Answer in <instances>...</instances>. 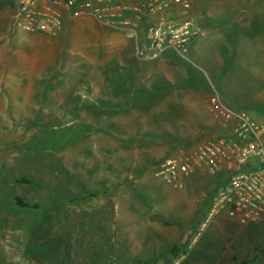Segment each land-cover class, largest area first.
<instances>
[{"label": "rangeland", "instance_id": "1", "mask_svg": "<svg viewBox=\"0 0 264 264\" xmlns=\"http://www.w3.org/2000/svg\"><path fill=\"white\" fill-rule=\"evenodd\" d=\"M187 3L183 15L180 7L164 12L173 20L193 19L209 50L208 59H195L190 48L183 61L189 65L194 61L196 75H202L210 92L264 123V0ZM88 20L81 19L63 33H31L17 26L9 6L0 8V264H77V247L91 261L98 259L89 264H124L125 255L119 253L111 231L110 210L103 215L82 214L83 220L75 224L58 221L72 199L80 202L87 193L104 192L100 181L83 178L87 166L102 154L98 145L114 139V134L123 142L132 137L139 149L125 156L136 161L135 174L140 175L149 164V146L156 149L157 168L163 158L195 148L222 129L221 121L215 120L199 138L203 130L196 128L201 121L183 120L191 112L189 103L140 104L135 111L120 103H97L106 92L101 70L115 56L105 51V30ZM151 23L144 22L142 32ZM196 91L189 94L194 99ZM161 128L169 135L149 145L147 132ZM196 167L180 187L157 177L150 183L154 193L150 202L168 196L161 201L163 218L191 230L184 242H171L169 249L167 236L156 237L160 260L163 264H264V234L259 233L264 227L259 223L254 231L234 229L210 239L209 229L226 223L225 210L205 219L227 174ZM136 191L149 208V179ZM76 229H88L89 244L79 246L74 241L71 233ZM149 254L145 247L134 258L148 259ZM181 254H186L184 262Z\"/></svg>", "mask_w": 264, "mask_h": 264}, {"label": "crops", "instance_id": "2", "mask_svg": "<svg viewBox=\"0 0 264 264\" xmlns=\"http://www.w3.org/2000/svg\"><path fill=\"white\" fill-rule=\"evenodd\" d=\"M11 1L12 0H0V8L9 6L13 11L14 21H16L18 12L16 6L11 4ZM127 13L130 15V11ZM165 13L166 12L150 13L148 11L141 22L135 23L133 29L113 26L89 15H82L78 18L65 15L62 27L58 33L69 29L74 24L77 25L81 23V19L83 22L87 19L93 20L105 30L103 34L105 51L112 52L115 58L114 61H105V65L101 70L100 82H102V86L105 87L106 92H104L101 99L96 101L97 103H120L126 105L125 107H129L130 110L133 111H135L136 106L140 104L144 107V104L149 103H189L193 105L191 107V112L188 113V115H184L183 120H187L188 118V120L195 122L201 121L196 129L203 130L199 133V138H202L206 131L213 128V121L219 118L211 108L210 91L205 82L202 81V75H200V77L196 75L197 71H195V67H193L194 61L192 65H189V63L181 60L173 51H165L157 57H151L148 51L139 54L137 49L138 45H145L147 42L146 34L144 31L142 32L141 26L143 23L159 21L161 14L169 18L171 17V15L169 16ZM204 35L205 34L199 30L198 35L190 44L189 49L193 48L195 50L194 54H192L195 59H208L209 49H207V45L205 46L204 44ZM195 90L197 91L194 99V95L189 94ZM171 95H173V97H171ZM187 97L192 98L188 99ZM164 130L165 129L161 128L156 132H147V134H149V145L156 143L159 136L169 135V133ZM130 135H133V133H130ZM139 135L140 134H138L137 137ZM113 137L114 139H107L105 143L98 145L97 151L102 153L101 156H98L99 158L97 161L92 160V164L94 162L96 163L87 166L86 170L83 172L84 181H100L105 187L104 192L95 193L92 191L87 193L81 198L84 200L80 202L77 198L72 199L73 202L63 210L61 218L58 219V221L63 224H75L83 220L80 218L82 214L85 216V214H91L93 211L98 212V215H103L105 211L110 210L112 213L111 231L115 236L114 240L117 242L116 246L120 250L119 253H124L125 255V260L123 262L121 259V263L149 264L151 262V264H163L164 261L162 262L160 260L161 254H157V250L160 246L156 237L162 234L167 236L170 241L166 249H169L171 242L177 244L184 242L188 235L187 233L190 234L191 230H187L183 224H169V222L163 218L162 211L164 206L161 201L168 196L161 200H157L156 203L150 202L154 199V193L151 192L150 183L153 177H157L173 185L174 188L180 187L184 181L187 179L189 180L188 177L197 167H195L192 172L183 175L177 183H170L157 172L154 163L155 160L158 159V155L155 153L156 149L149 146V164H147L142 174H135L138 172L135 166L136 161L127 159L125 155L135 152L139 148L137 149L134 147L135 143L132 142V137H129L130 139L127 141L125 140V142H123L121 138H117L116 134H114ZM151 150H153L152 154H150ZM148 179L149 208L143 200L137 197L139 192L136 191L137 189L140 190L143 185L148 183ZM127 183L130 186L127 185ZM164 211L165 215L169 214L167 207ZM222 217L226 218V223L215 224L214 227L210 228L208 231L210 233V239L218 237V233H226L234 229L237 232H241L243 229H245V231H254L252 230L255 227L254 224L258 223H240L237 218L234 219V217H231L227 211L222 214ZM259 233L264 234V229ZM71 234L74 241L76 240L79 246H86L89 244V242H86L88 236L90 237L88 229L84 231L78 229L72 230ZM145 247L150 248V256L148 259L142 257L135 259L134 257L137 255V252ZM77 252V264H81L82 262L88 264L90 262H98V259H92L91 261L88 258V253L85 251L81 252L78 247ZM185 256L186 254H181V260L183 262ZM114 260H117L115 253Z\"/></svg>", "mask_w": 264, "mask_h": 264}, {"label": "built area", "instance_id": "3", "mask_svg": "<svg viewBox=\"0 0 264 264\" xmlns=\"http://www.w3.org/2000/svg\"><path fill=\"white\" fill-rule=\"evenodd\" d=\"M14 3L19 28L51 35L61 29L65 15L72 18L89 15L113 26L133 29L148 11L158 13L176 7L183 9V15L188 7L187 0H14ZM145 34L147 42L137 46L139 54L148 51L151 57H157L173 51L186 60L198 28L187 16L173 20L161 14L159 21L145 27ZM210 103L222 129L210 133L195 148L179 149L163 158L157 172L170 183H177L200 165L210 174L225 172L227 180L213 197L205 222L225 210L240 223L258 222L264 227V123L245 110L232 107L214 90L210 92Z\"/></svg>", "mask_w": 264, "mask_h": 264}, {"label": "trees", "instance_id": "4", "mask_svg": "<svg viewBox=\"0 0 264 264\" xmlns=\"http://www.w3.org/2000/svg\"><path fill=\"white\" fill-rule=\"evenodd\" d=\"M20 204H23L21 201H19Z\"/></svg>", "mask_w": 264, "mask_h": 264}]
</instances>
